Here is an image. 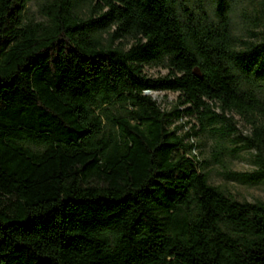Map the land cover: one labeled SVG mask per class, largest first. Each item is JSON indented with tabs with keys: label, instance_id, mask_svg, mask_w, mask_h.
Returning a JSON list of instances; mask_svg holds the SVG:
<instances>
[{
	"label": "trees",
	"instance_id": "obj_1",
	"mask_svg": "<svg viewBox=\"0 0 264 264\" xmlns=\"http://www.w3.org/2000/svg\"><path fill=\"white\" fill-rule=\"evenodd\" d=\"M29 1L0 0V264H264V201L196 152L264 179V0Z\"/></svg>",
	"mask_w": 264,
	"mask_h": 264
},
{
	"label": "rangeland",
	"instance_id": "obj_2",
	"mask_svg": "<svg viewBox=\"0 0 264 264\" xmlns=\"http://www.w3.org/2000/svg\"><path fill=\"white\" fill-rule=\"evenodd\" d=\"M42 0H31L27 3L25 10V20H42V14L39 10ZM236 21H240L239 18H234ZM122 43V46L128 47L130 39H121V41H115V45ZM145 71L153 76L164 75L167 73L166 69L159 67L145 68ZM161 106V108L169 110L175 105L177 100V92L171 91H154L148 92ZM239 122V127L244 133L249 132L248 126L238 117H235ZM189 127V125L187 126ZM186 127V128H187ZM197 140L200 143V147L196 149L198 157L202 160V170L207 172L209 181L214 184H220L230 191L237 199L247 201H264V179L257 183H248L239 181L233 178L226 177L223 173V168L217 164L212 163L209 159V148L211 139L200 135ZM209 160V161H208ZM208 161L209 163H204ZM255 168L252 163V153L250 151H241L237 158L231 159L227 163V169L237 172H251Z\"/></svg>",
	"mask_w": 264,
	"mask_h": 264
},
{
	"label": "water",
	"instance_id": "obj_3",
	"mask_svg": "<svg viewBox=\"0 0 264 264\" xmlns=\"http://www.w3.org/2000/svg\"><path fill=\"white\" fill-rule=\"evenodd\" d=\"M149 91H146V93H148Z\"/></svg>",
	"mask_w": 264,
	"mask_h": 264
}]
</instances>
